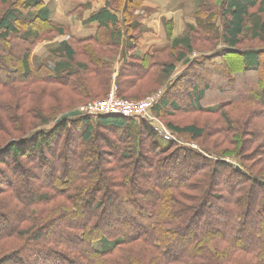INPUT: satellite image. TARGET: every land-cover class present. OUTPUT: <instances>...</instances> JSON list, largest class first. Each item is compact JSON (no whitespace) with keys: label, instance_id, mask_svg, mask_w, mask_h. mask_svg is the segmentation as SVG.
<instances>
[{"label":"trees","instance_id":"1","mask_svg":"<svg viewBox=\"0 0 264 264\" xmlns=\"http://www.w3.org/2000/svg\"><path fill=\"white\" fill-rule=\"evenodd\" d=\"M24 3L27 13L13 7L0 17V51L16 52L0 67V83L22 95L16 107L0 100V134L8 123L18 122L22 135L9 140L0 136V164L6 166L0 168V195L10 196L0 199V242H20L0 252V264H264V127L252 125V133H241V123L235 125L226 112L246 99L244 92L259 88L255 95L264 110V83L259 77L232 98L216 102L234 89L223 90L217 83L213 87L206 80L213 77L219 83L235 72L222 70L235 54L241 76L263 72L264 48L240 51L238 46L246 33L264 42V0H222L221 35L216 5L205 2L201 7L209 15L199 17L197 27L190 25L191 31L170 46L143 56L128 55L138 48V38L127 37L128 28L120 26L109 1L87 19L99 27L86 37L72 35L69 27L53 20L44 0ZM129 26L136 31L143 23L136 19ZM193 31H201L203 38L220 37L226 46L196 60L193 66L202 67L200 71L178 77L174 89L180 91V85L191 90L189 105L163 97L152 111L221 114L226 127L218 134L225 132V141L242 150L240 169L224 155L180 145L145 119L86 113L62 118L84 99L106 98L112 80L121 94L137 83L136 91L143 93L147 76L160 62L156 56L169 48L192 52ZM49 32H67L70 38L35 62L33 48ZM122 45V63L113 79V62ZM174 67L162 63V78L155 84L164 82ZM197 77L204 82H195ZM40 122L44 125L38 127ZM167 127L193 139L205 131L195 125ZM138 244H146L147 250L122 260ZM6 246L0 245V251Z\"/></svg>","mask_w":264,"mask_h":264},{"label":"rangeland","instance_id":"2","mask_svg":"<svg viewBox=\"0 0 264 264\" xmlns=\"http://www.w3.org/2000/svg\"><path fill=\"white\" fill-rule=\"evenodd\" d=\"M111 2V5L114 6L116 12L118 13L121 23L120 26L124 28V30L129 31V36H133L134 38H138L136 43L138 45V48L132 49L128 51V55H139L143 56L147 51H155L156 49H161L164 47H168L172 44V41L177 37H182L189 33L191 30H189V26L197 27L198 20L201 18H205L209 13L205 10V8L201 7L205 2L207 5L215 6V21L218 25V28L220 30V35L223 32V18L220 15L222 11V0H132L131 4L126 2V0H106ZM128 3V4H127ZM106 4V3H105ZM18 8L23 13H27L28 9L24 3V0H7L3 1L0 0V17L4 15V13L11 9V8ZM201 10V11H200ZM53 19V18H52ZM136 19H140V21L143 23V26H141L138 30L133 31L131 30L130 26L132 22H134ZM75 20V17L73 18V22ZM153 29H156L157 31L160 30L162 34L165 35L164 43L160 46H157L155 48H140V40L146 36L149 33H152ZM44 31V30H43ZM201 31H193L191 32L192 35V43H193V51L188 52L184 50L183 48H177V49H171L169 48L166 52L159 54L156 56L155 61H160L159 64L152 69V72L150 75L147 76L144 84L143 93H139L136 90H138L140 83L136 85V87L128 90L125 93L121 94L119 92V85H116L114 81L111 82V87L108 92V95L106 98L109 97V95L112 92H115L117 96L123 99H128L132 101H141L146 98H151L155 96H159L157 102L161 98H166L170 103L176 99L178 104L181 105H189L187 100V94L190 93V89H186L185 87H182L179 85V88L182 89L178 91V87L174 89V84H178V77L188 71L191 70L192 72L200 71L202 68H196L193 66V63L196 62V60H202V58H205L204 56L211 55L214 52H218L225 48L226 44L223 42L222 38L215 39L212 38V34H209L207 38H203L201 36ZM107 36V35H106ZM204 36V35H203ZM70 38L69 33H64L62 35H58L54 32H49L45 34L40 42H38L32 51L33 60L35 62L40 61L42 59H45L50 55V50L55 49L57 45L63 41ZM1 45H4L3 42L0 41V48ZM10 48V46L8 47ZM124 45L119 48V54L116 56L114 62H113V79L116 77L120 64L122 63L121 56L123 51ZM264 48V42H262L259 39H254L251 37L250 33H246V35L243 36L242 42L238 46V49L240 51H246L250 49H260ZM132 53V54H131ZM185 54V59H180L181 54ZM16 52H12L10 50L9 53H2L0 51V67L4 65H8V63L11 62L12 58L14 57ZM240 54V53H239ZM7 55V56H6ZM4 56L3 59H1ZM79 59V57H77ZM225 60V58H224ZM223 60V61H224ZM168 63L173 64L174 71L171 72L170 76L162 82L161 84L157 86L155 84V81L162 78V75L160 73L161 64L162 63ZM262 69L261 74L253 76L252 74L243 73L244 76H241L242 73L236 72L240 71L241 64H240V57L238 54H235L232 56V58H228L227 61L223 62L222 70L226 73L230 68L236 69L235 72L231 73L228 77H224L220 79V82H216V79L213 77L206 78V80L209 79V81H213V87L216 85H221V88L223 90H226L225 88H232L230 93H228L226 96L225 94L224 99L222 100L219 98L216 102H222L224 100H227L228 98H232L235 95V91L239 88H243V86H248L247 84H255V82L258 80L259 77H262L263 83H264V56L262 60ZM213 78V79H212ZM230 79V80H228ZM233 81H232V80ZM124 81V80H122ZM195 82L201 84L203 83V78H195ZM191 83V81H189ZM188 86L191 88V86ZM155 84V85H154ZM245 84V85H244ZM220 88V89H221ZM261 88L259 90H255L254 93L248 92V95H246V92L243 94L245 95L246 99L243 101H236L235 104L229 106V108L226 109V112L228 113V116L233 120L235 125V122L241 123V128H244L241 133H252V125H260L261 127H264V110H262V106L260 105L259 97L255 94H258ZM262 90V89H261ZM213 91V90H211ZM8 92V94L6 93ZM6 93V94H5ZM252 93V95H251ZM251 95V96H250ZM177 96V98H175ZM22 95L20 92L16 90L15 87H8V89L3 88L2 84L0 83V100H4V102L7 100V104L13 105L16 107V104L19 103L18 99L21 98ZM106 98H96L92 97L90 99H84L81 102H78L75 104V106L72 108L71 111L78 110L84 105H88L89 103L96 102V101H102ZM70 111V112H71ZM169 111H172L171 108H169ZM69 112V113H70ZM21 113V111H19ZM68 114V113H67ZM151 118L152 119H146L149 123L152 120V123H154L158 130H160L161 134L168 136L165 134V130L170 133L168 136L172 140H176L180 145H186L189 147H192L196 150H209L213 151L215 153H219L220 155H224L223 157L227 160L234 161L238 167H241L242 165V150L230 146L229 141H225V135L218 134L222 133L223 128L226 127L224 118L221 116V114H211L201 111H193V110H185L180 111L176 110L172 113H158L155 114L154 111L151 110ZM144 119V118H143ZM172 123L174 125H177L179 127H184L188 125H195L199 128H203L204 134L199 137L198 139H193L191 135L188 134H174L171 130L168 129V124ZM44 125L43 122H40L37 124V126ZM8 128L5 129L4 134H0L1 139H13L17 137H21V131H19L20 124L16 122V124H9ZM156 128V129H157ZM19 129V130H18ZM222 129V130H221ZM245 133V134H246ZM246 139L249 138V136L243 135ZM231 137L227 136V139H230ZM0 139V140H1ZM163 142H166L165 138H161ZM259 143V141L257 142ZM237 150V152H236ZM235 153H234V152ZM249 153V152H248ZM258 153V152H257ZM67 155H70L67 152ZM223 159V158H222ZM108 166V165H107ZM6 169V166H1L0 168ZM3 185V183L0 182V186ZM9 193H4L0 195V199L6 198L9 199ZM7 200V201H8ZM6 202V201H4ZM19 206V205H18ZM20 207V206H19ZM27 224H22L21 227H26ZM197 223L194 226H191L189 229L190 234H192L193 229H196ZM189 237V236H188ZM184 238V237H183ZM12 241H5L0 242V245H3L6 243V247L1 253H4V251H11L14 248H17L20 242L11 239ZM13 241L16 243L14 245ZM8 243V244H7ZM138 244V246H134L135 248L133 253H130L132 255L128 256L129 253H125L121 256L122 260H126V258H133V255H135L139 251L147 250L146 244ZM16 246V247H15ZM132 249V251H133ZM0 253V254H1ZM223 256V255H222Z\"/></svg>","mask_w":264,"mask_h":264},{"label":"crops","instance_id":"3","mask_svg":"<svg viewBox=\"0 0 264 264\" xmlns=\"http://www.w3.org/2000/svg\"><path fill=\"white\" fill-rule=\"evenodd\" d=\"M53 20L70 28L72 35L86 37L94 35L99 27L96 22L88 23L92 13L105 6L106 0H44ZM75 17V22L72 23ZM165 35L153 29L140 40V48H155L164 43Z\"/></svg>","mask_w":264,"mask_h":264},{"label":"built area","instance_id":"4","mask_svg":"<svg viewBox=\"0 0 264 264\" xmlns=\"http://www.w3.org/2000/svg\"><path fill=\"white\" fill-rule=\"evenodd\" d=\"M158 98L159 96H155L141 101H132L120 98L115 92H112L105 100L89 103L88 105L82 106L78 110L81 111V113L91 114L94 116L116 115L126 118H135L137 120L143 118L150 120L152 119L150 115L151 110L157 103ZM150 122L155 128H157V126L152 123V120ZM165 134L168 136L170 135V133L166 130Z\"/></svg>","mask_w":264,"mask_h":264},{"label":"water","instance_id":"5","mask_svg":"<svg viewBox=\"0 0 264 264\" xmlns=\"http://www.w3.org/2000/svg\"><path fill=\"white\" fill-rule=\"evenodd\" d=\"M81 114H82L81 111H79V110H74V111H71L70 113L64 115L62 118H63V119H66V118H68V117H70V116H76V115H81ZM237 168L240 169V167H238V166H237Z\"/></svg>","mask_w":264,"mask_h":264}]
</instances>
